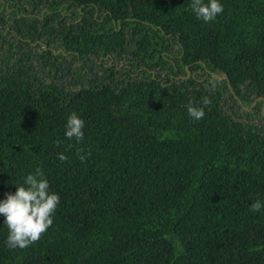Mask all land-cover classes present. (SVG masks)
Wrapping results in <instances>:
<instances>
[{"label":"trees","instance_id":"obj_1","mask_svg":"<svg viewBox=\"0 0 264 264\" xmlns=\"http://www.w3.org/2000/svg\"><path fill=\"white\" fill-rule=\"evenodd\" d=\"M219 2L0 0V200L60 197L24 249L0 215V264H264V0Z\"/></svg>","mask_w":264,"mask_h":264},{"label":"clouds","instance_id":"obj_2","mask_svg":"<svg viewBox=\"0 0 264 264\" xmlns=\"http://www.w3.org/2000/svg\"><path fill=\"white\" fill-rule=\"evenodd\" d=\"M190 8L205 23L214 21L223 11L219 0H191ZM210 104L208 97L202 98L204 107ZM204 107H196L189 102L187 112L191 118L199 121L205 115ZM84 125L85 121L78 113H70L66 118L65 137L77 142L83 141ZM78 158L81 162L85 160L84 155H79ZM59 159L65 161L67 157L60 154ZM15 188L14 193H7L6 198L0 200V215L4 217L3 222L8 229L6 246L9 249H24L38 242L53 224V215L60 203V197L49 190V183L39 168L34 174H27L23 183L15 185ZM262 207L264 203L257 199L251 204L250 211L257 212Z\"/></svg>","mask_w":264,"mask_h":264},{"label":"water","instance_id":"obj_3","mask_svg":"<svg viewBox=\"0 0 264 264\" xmlns=\"http://www.w3.org/2000/svg\"><path fill=\"white\" fill-rule=\"evenodd\" d=\"M184 68L186 69V73L184 74V75H180L181 77H186V76H188L189 75V71L187 70V68H186V66H184ZM213 76H215V77H220V78H224L225 79V81H226V85H227V87L229 88V90L232 92V94H234V91H233V89H232V87H231V84H230V82H229V80H228V78H227V75H226V73H224V72H221V71H219V72H217V73H211ZM235 95V94H234ZM235 97H237L236 95H235ZM257 99H260V96H257V97H255L251 102H250V104L248 105V106H244L243 104H241V101L238 99V101H239V103H240V105L243 107V108H245V109H250L252 106H253V104L255 103V101L257 100ZM263 104L264 103H262L261 104V110H263Z\"/></svg>","mask_w":264,"mask_h":264},{"label":"flooded vegetation","instance_id":"obj_4","mask_svg":"<svg viewBox=\"0 0 264 264\" xmlns=\"http://www.w3.org/2000/svg\"><path fill=\"white\" fill-rule=\"evenodd\" d=\"M190 74V73H189Z\"/></svg>","mask_w":264,"mask_h":264}]
</instances>
